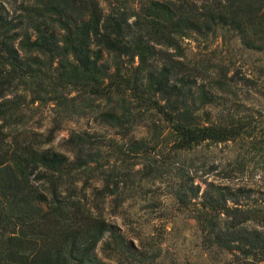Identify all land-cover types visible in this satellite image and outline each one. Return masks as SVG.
<instances>
[{
  "label": "trees",
  "instance_id": "1",
  "mask_svg": "<svg viewBox=\"0 0 264 264\" xmlns=\"http://www.w3.org/2000/svg\"><path fill=\"white\" fill-rule=\"evenodd\" d=\"M102 1L20 0L16 12L0 0V264L150 263L100 203L123 205L164 178L203 240L232 254L225 264H264V181L252 172L264 111L226 64L190 65L180 42L220 28L264 50V0ZM27 96L119 134L71 129L57 149V126H14ZM207 141L237 151L210 161L193 152Z\"/></svg>",
  "mask_w": 264,
  "mask_h": 264
},
{
  "label": "rangeland",
  "instance_id": "2",
  "mask_svg": "<svg viewBox=\"0 0 264 264\" xmlns=\"http://www.w3.org/2000/svg\"><path fill=\"white\" fill-rule=\"evenodd\" d=\"M3 1L10 9H17L20 0ZM180 42L184 53L181 58L190 65L201 66L212 72L216 63L226 64L228 75H233L237 92L252 93L250 98L256 99L258 106L264 111V50L244 47L237 35L220 28L206 34L193 33L181 38ZM18 91L20 89L11 92ZM54 106L50 101L31 102L27 96L20 110L21 119L13 124L18 130L25 126L45 133L49 128L57 126L58 128L53 129L55 138L52 143L60 150H64L63 141L71 129H88L106 136L119 134V127L100 122L93 115L64 116L58 114ZM131 132L136 136L145 133L143 117ZM236 151L237 146L232 142L211 141L203 142L193 149L194 153L206 156L210 161L225 160ZM252 166L253 162H250L249 168ZM252 172L255 178L262 175L259 182H263L264 161L263 166L254 167ZM149 186L142 195L128 198L123 205L115 206L111 196H107L105 201L100 203L106 218L116 220L127 235L134 238V243L140 249L148 250V260H151L152 255L150 263L114 255L115 257L111 258L114 264H225L231 260L230 252L203 240L195 220L173 200L165 178L156 180ZM130 227L135 229H129ZM134 234H138L139 239L134 237ZM104 238L97 245L99 255H102Z\"/></svg>",
  "mask_w": 264,
  "mask_h": 264
}]
</instances>
